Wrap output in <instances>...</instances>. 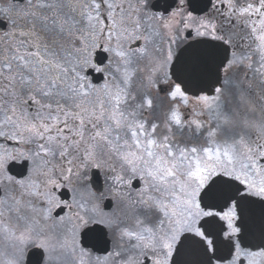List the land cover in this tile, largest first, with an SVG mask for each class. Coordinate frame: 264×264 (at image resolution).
Instances as JSON below:
<instances>
[{
	"label": "snow or ice",
	"instance_id": "6c2138e0",
	"mask_svg": "<svg viewBox=\"0 0 264 264\" xmlns=\"http://www.w3.org/2000/svg\"><path fill=\"white\" fill-rule=\"evenodd\" d=\"M0 264H264V0H0Z\"/></svg>",
	"mask_w": 264,
	"mask_h": 264
}]
</instances>
